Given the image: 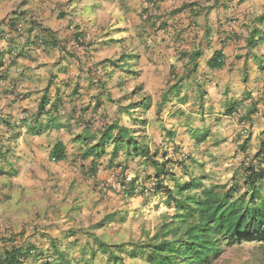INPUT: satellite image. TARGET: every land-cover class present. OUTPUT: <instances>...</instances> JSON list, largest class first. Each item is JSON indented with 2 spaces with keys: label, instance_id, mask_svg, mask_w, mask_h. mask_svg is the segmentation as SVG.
Segmentation results:
<instances>
[{
  "label": "crops",
  "instance_id": "0c3cea01",
  "mask_svg": "<svg viewBox=\"0 0 264 264\" xmlns=\"http://www.w3.org/2000/svg\"><path fill=\"white\" fill-rule=\"evenodd\" d=\"M255 106L264 0H0V238L34 245L27 264H106L100 243H126L99 233L111 218L96 219L107 203L93 177L111 180L132 158L103 141L106 126Z\"/></svg>",
  "mask_w": 264,
  "mask_h": 264
},
{
  "label": "rangeland",
  "instance_id": "374dc122",
  "mask_svg": "<svg viewBox=\"0 0 264 264\" xmlns=\"http://www.w3.org/2000/svg\"><path fill=\"white\" fill-rule=\"evenodd\" d=\"M227 110L222 109L209 118L202 115V121L196 117L180 120L183 116H190L170 114L173 124L169 127H166L161 118L163 114H157V117L152 115L154 117L151 120L136 118L135 126L129 129L134 132V140L149 147L152 153L158 151L160 163L163 153H167V157L174 161L167 167L176 176V180L165 183L170 189L175 190L178 184L188 185L192 183V179H198V183L184 190V193L196 194L201 191V187L224 190L235 183V177L239 179L243 174V167L257 153L264 137L262 107V113L253 114L250 120H247V115L253 108H238L231 115H226ZM177 118L179 121L174 120ZM118 119L122 124L130 123L122 117ZM153 120L159 125L154 127V134H150L147 128ZM165 131L166 135L163 134ZM248 139L249 142L244 144ZM244 146L246 148L243 150ZM131 157L121 165V169L118 167L117 172L119 177L131 175L134 178L133 185L126 193L99 191L101 201L107 205L103 206L96 219L102 221L104 218H111V223L102 227L99 233L115 237L114 243H138L140 247L148 248L159 244L164 234L170 230L171 227H166L176 214L175 204L169 202L164 192H156L157 186L153 180L155 168L147 166L143 157L135 151ZM176 162L183 166L179 167ZM146 253L151 255L152 252L147 250ZM124 259L127 264H147V255L140 260L130 256H125ZM208 264H264V244L248 241L233 246L224 245L219 255Z\"/></svg>",
  "mask_w": 264,
  "mask_h": 264
},
{
  "label": "trees",
  "instance_id": "16d2710c",
  "mask_svg": "<svg viewBox=\"0 0 264 264\" xmlns=\"http://www.w3.org/2000/svg\"><path fill=\"white\" fill-rule=\"evenodd\" d=\"M211 64L221 67L223 64L221 56L216 55ZM139 104L143 110H149L151 107L148 98ZM139 104L133 106L137 108ZM47 105L48 101L44 98L36 119L47 114ZM50 110L57 112L58 106L52 105ZM233 110L234 107L229 108L226 115H231ZM256 112L255 106L247 115V120ZM119 124L112 123L106 126L102 135L103 141L113 142L115 150H125L127 157H131L134 151L137 152L147 166L154 167L156 171L153 180L157 186L156 192L165 193L169 202L175 204L176 214L166 227H171L170 230L164 234L159 244L152 247L142 248L138 243L120 246L100 243V250L108 260L106 264H127L125 256L140 260L145 255L147 264H208L219 255L224 245L233 246L248 241L264 244V137L259 150L252 159H249V163L245 164L239 179L235 177V183L231 187L224 190L217 187H201L200 192L191 195L184 193V190L195 186L198 179H192V183L188 185L178 184L175 190L170 189L165 183L176 180V176L167 167L174 161L167 157V153H163L160 163L158 151L152 153L149 147L133 139L134 132L128 127H120ZM245 148L244 146L243 150ZM2 155L3 151L0 148V157ZM52 155L56 161L65 159V147L57 144ZM175 164L183 166L178 162ZM36 250L34 245H17L12 238H0V264H27L35 259ZM147 250L152 252L151 255L146 253ZM41 264L52 263L47 260Z\"/></svg>",
  "mask_w": 264,
  "mask_h": 264
},
{
  "label": "built area",
  "instance_id": "2783aa9c",
  "mask_svg": "<svg viewBox=\"0 0 264 264\" xmlns=\"http://www.w3.org/2000/svg\"><path fill=\"white\" fill-rule=\"evenodd\" d=\"M93 180L96 181L98 190L103 193H108L111 190L126 193L134 183V178L129 174L120 177L119 174H115L111 180L100 181L96 177H93Z\"/></svg>",
  "mask_w": 264,
  "mask_h": 264
}]
</instances>
